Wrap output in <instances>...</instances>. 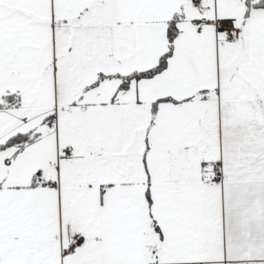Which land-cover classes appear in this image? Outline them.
I'll list each match as a JSON object with an SVG mask.
<instances>
[{
    "label": "snow or ice",
    "instance_id": "1",
    "mask_svg": "<svg viewBox=\"0 0 264 264\" xmlns=\"http://www.w3.org/2000/svg\"><path fill=\"white\" fill-rule=\"evenodd\" d=\"M0 264H264V0H0Z\"/></svg>",
    "mask_w": 264,
    "mask_h": 264
}]
</instances>
